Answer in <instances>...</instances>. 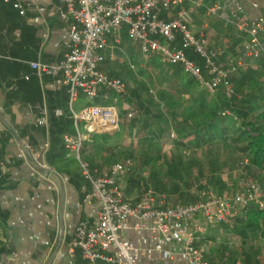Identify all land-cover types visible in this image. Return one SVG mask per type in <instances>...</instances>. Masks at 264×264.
Returning a JSON list of instances; mask_svg holds the SVG:
<instances>
[{
    "label": "crops",
    "instance_id": "crops-1",
    "mask_svg": "<svg viewBox=\"0 0 264 264\" xmlns=\"http://www.w3.org/2000/svg\"><path fill=\"white\" fill-rule=\"evenodd\" d=\"M23 1L25 14H21L12 4L0 0V170L4 174L0 179V208L7 213L6 220L0 222V264H91L82 257L80 250H77L75 256L68 250V243L77 225L81 221L94 224L97 206L85 201L91 188L90 183L83 178L76 156L69 153L63 143L65 134L76 136L78 133L70 110L67 87L61 76L39 75L31 67L34 61L58 63L64 58L70 44L73 20L60 17L59 9L64 8V4L59 0ZM196 2L186 5L191 13L190 26L197 33L204 34L203 30L197 29L199 25H208L204 18L205 7L201 6L207 2L211 5L219 2L228 5L230 0ZM242 2L247 20L264 17V0ZM207 17L213 24L210 26V41L214 45L212 48L221 49V63L237 64L235 75L240 78V84H245L244 91L247 92L248 88L253 90L249 83L256 74L254 69H257L258 64L252 61L261 64L264 59L253 60L245 56L243 49L247 35L235 25L225 24L217 16ZM262 38L264 41V34ZM222 43H225L224 48H218ZM136 60L144 63L141 67L151 70L156 76L165 77L170 74L169 71H160L159 66L166 65L174 69L173 79L180 77V74L175 77L176 66L158 59H146L139 44L128 37L126 29L122 33L121 43L115 49V57L107 59L102 68L111 75L123 78L129 92L131 88L126 78L137 73ZM234 84L239 85V82ZM96 101L117 106L119 114L122 108L129 107L127 102L122 101L120 94L113 91L101 90V97ZM84 104L85 100L81 97L77 107ZM119 128L124 133L130 130L136 132L134 128L126 131ZM119 138L107 132L86 133L81 157L92 167L104 171L115 163L106 160L114 152L112 141ZM129 140L131 144L136 140L135 136H130ZM23 144L29 149L30 155ZM146 154L148 151L141 152L142 156ZM37 163L47 166L58 175L44 171ZM120 182L134 203L147 190L144 182L130 181L129 174L123 176ZM153 193L168 204L180 199H169L165 193ZM182 198V201L194 202L192 198ZM131 221L137 222L135 218ZM212 229L200 234L196 245L205 244L208 247L207 257L210 261L226 264L217 260L211 251L214 241L210 239L209 233ZM123 236L140 249L141 264L162 263L160 252L154 251L150 256L144 252L158 243L172 253L170 264H184L186 261L181 242H166L161 233L151 228L127 230ZM97 264L118 263L101 261Z\"/></svg>",
    "mask_w": 264,
    "mask_h": 264
},
{
    "label": "built area",
    "instance_id": "built-area-1",
    "mask_svg": "<svg viewBox=\"0 0 264 264\" xmlns=\"http://www.w3.org/2000/svg\"><path fill=\"white\" fill-rule=\"evenodd\" d=\"M4 1L11 3L21 14L26 13L23 0ZM59 1L64 4V8L59 9L60 17L73 20L68 51L58 63L34 61L31 67L39 75L61 76L67 87L78 133L76 136L65 134V146L76 156L83 178L90 183L85 201L97 206L93 225L86 221L77 225L68 243L69 253L75 256L80 250L82 257L91 264L101 261L141 264L140 249L123 233L131 229L151 228L161 233L166 242L183 244L184 264H220L209 260L205 244L196 245L199 235L228 222L244 208L254 205L264 208V179L244 181L241 190L234 195L209 192L194 202L178 200L168 204L148 190L134 203L120 182L133 170V162H117L99 171L83 160L81 150L86 133L120 127L117 106L96 100L101 97V90L116 94L127 92L123 78L102 68L107 59L115 57V49L121 43L125 29L128 37L139 44L146 59L180 66L183 73L201 81L208 90L213 92L222 88L227 97L235 93L230 76L237 71L238 65L222 64L220 51L211 49L207 36L190 26L191 15L186 5L197 4L196 0ZM206 14L217 16L225 24L235 25L247 35L245 56L253 60L264 59V17L247 20L242 0H230L228 5L212 4L206 8ZM191 52L198 55L202 64L190 56ZM81 97L85 104L79 108ZM45 148H48V143ZM133 218L137 222L132 223ZM154 251L161 253V264H170L172 253L169 250L158 243L144 252L150 256ZM234 264L243 263L236 260Z\"/></svg>",
    "mask_w": 264,
    "mask_h": 264
},
{
    "label": "trees",
    "instance_id": "trees-1",
    "mask_svg": "<svg viewBox=\"0 0 264 264\" xmlns=\"http://www.w3.org/2000/svg\"><path fill=\"white\" fill-rule=\"evenodd\" d=\"M190 56L202 64V60L197 54L191 52ZM179 74L180 77L177 78L176 76ZM235 74L236 72L230 76L235 89L232 97H227L222 88L212 92L203 87L193 98H190L191 104L185 106L180 113L175 112L174 108L177 100L174 102V100L168 98L164 90H161L160 97L167 102L168 108L172 112L170 113V121L165 118L162 110L155 106L157 102L150 91L146 93L143 86L130 89L129 92L120 94L122 101L127 102L129 105L127 109L122 108L121 114H119L120 127L123 131L134 128L136 131L135 137L139 136L151 142L161 138L162 133L166 130L165 125L169 124V127L176 128V130L184 133L175 140L176 147L190 148L191 150L201 146H212L215 142H229L230 150L236 152L246 165L252 169L248 177L256 178L257 174L264 172V88L255 90L248 88V91L245 92V84H240V78ZM175 77L173 83L178 85L181 82L182 89L194 87L201 82L183 73L180 66L175 68ZM236 82H239V85H235ZM63 143L65 145V142ZM48 150H50V147ZM141 157L145 159V163L155 159L149 154ZM182 162L181 158H179V161L168 162L166 172L182 179L185 187L188 188L190 183L184 180L183 174L180 172ZM198 163L199 161L194 158L190 161V166ZM211 163L214 164V161ZM143 172L141 164L135 166L129 175L130 181L134 183L144 182L146 191L151 189L155 192L152 187L161 191L166 190V186L164 184L158 186V181L155 179L153 180L154 186L148 180H143ZM133 173L135 174L133 175ZM199 174H204L200 168ZM3 176L2 173L0 179ZM180 182L174 184L173 190L182 198L186 196V192L185 190L181 191ZM192 200L197 201V196L193 195ZM6 218L7 213L0 208V222H4ZM212 228L209 237L214 242L220 241L222 249L219 251L216 246L211 245V251L218 253L221 262L225 263V260L228 259H225V250L231 242L230 235L240 238L241 243L246 242L252 236H264V208L257 205L244 208L228 222L218 224ZM229 260H232V257H229ZM258 263L259 260L255 257L246 255L244 259V264Z\"/></svg>",
    "mask_w": 264,
    "mask_h": 264
},
{
    "label": "rangeland",
    "instance_id": "rangeland-1",
    "mask_svg": "<svg viewBox=\"0 0 264 264\" xmlns=\"http://www.w3.org/2000/svg\"><path fill=\"white\" fill-rule=\"evenodd\" d=\"M219 3L224 4L223 2ZM204 5L201 7H205L204 9L206 12V8L211 4L207 2V4L204 3ZM207 16V14L204 16L208 24L207 27H202V25H199L198 28L195 27V29L197 28L198 30H203L205 35L209 33V36L207 35V38L209 39V47L213 49L212 47H214V45L211 44L213 42L210 41V26L213 24L210 23L208 19L209 17ZM224 46L225 43H222L218 45V48L223 49ZM252 62L253 64L258 65H256L257 69H254L256 74L252 76V80L250 81L249 85L253 87L254 90L258 88H264V78L262 77V72L264 71V62L261 64L257 61ZM137 64V73L127 76L126 78L130 84V88L133 89L143 86V88L145 87L146 93L147 91H150L155 96V101L157 102L155 106H158L162 110L165 118L169 121L171 120L170 113L172 112L168 108L167 102L162 100L160 97L161 90H164L168 98H171L174 100V102L177 100L174 108L175 112L180 113L185 106L191 104L189 101L190 98H193L200 89L205 87L202 82H199L194 87L182 89V85L180 83L178 85L173 83V68H170L166 65L159 66L160 71L162 70L164 72H170V74L166 75L168 77L165 76V78L163 76H156L155 73H151V70L141 67V65L144 64L141 61H137ZM241 70H243V67H241ZM257 71L261 74L257 75ZM165 128V132L162 133L161 138L158 140L155 139L149 142L148 139H142L141 137L136 136V140L131 144H129L130 136H135V133L132 130L127 133L122 131L120 132V128L117 130L105 131L111 136H120L119 140L114 139L112 141L113 143L111 146H113L114 152L106 161L109 163H117L131 160L133 162L134 168L135 166L141 164L144 170V176H142L144 178L143 180H148L153 186L154 179L158 181V186L164 184L166 186V190L161 191L159 189H155V187L152 188L157 193L165 192L169 199H183L177 192H174L173 190L174 184L180 181L181 191L185 190L187 199L192 198L194 195L197 196V200H199L204 198V195L209 192L223 195H234L241 190V186L244 181L261 180L264 178V172L257 174L255 176L256 178L248 177V174H251L250 172L252 169L246 165V163L242 160V158H240L239 155H237L236 152L230 150L229 142H215L212 146L196 147L195 150H191L190 148H178L174 142L184 133L176 130V128L169 127V124H166ZM172 132H174V135H172ZM119 144H121L120 147ZM143 151H148V154L155 159L145 163V159L141 157V152ZM179 158L183 160V162L180 164V172L183 174L184 180L189 181L190 183L188 188L185 187L182 179H179L177 176L170 175L166 172L168 169L167 163L174 160L179 161ZM194 158L198 160L199 163L190 166V161ZM213 161L214 164L211 163ZM199 168L200 170H203L204 174H199ZM134 174L135 173H133V175ZM230 239L231 242L225 250V259L228 258L225 260L226 264H234L236 260H240L244 264L246 255L257 258L259 260L258 264H264L263 235L252 236L243 243H241L240 238L234 235H230ZM213 245L216 246L219 251L222 249L220 241H215ZM213 254L216 256L217 260L221 261V257L218 253ZM229 257H232V260H229Z\"/></svg>",
    "mask_w": 264,
    "mask_h": 264
},
{
    "label": "water",
    "instance_id": "water-1",
    "mask_svg": "<svg viewBox=\"0 0 264 264\" xmlns=\"http://www.w3.org/2000/svg\"><path fill=\"white\" fill-rule=\"evenodd\" d=\"M23 147L25 148L26 152L30 155V152H29V149L27 148V146H25V145L23 144ZM37 165H38L40 168H42L44 171H46V172H50V173H52V174H54V175H56V176L58 175L56 172L52 171V170L49 169L47 166L42 165L41 163H37Z\"/></svg>",
    "mask_w": 264,
    "mask_h": 264
}]
</instances>
